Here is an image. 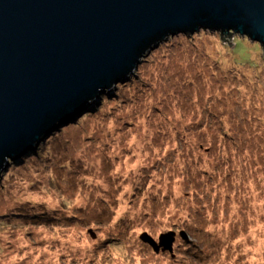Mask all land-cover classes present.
Here are the masks:
<instances>
[{"label": "rangeland", "instance_id": "rangeland-1", "mask_svg": "<svg viewBox=\"0 0 264 264\" xmlns=\"http://www.w3.org/2000/svg\"><path fill=\"white\" fill-rule=\"evenodd\" d=\"M230 43L168 39L11 162L0 264H264V54Z\"/></svg>", "mask_w": 264, "mask_h": 264}, {"label": "water", "instance_id": "water-1", "mask_svg": "<svg viewBox=\"0 0 264 264\" xmlns=\"http://www.w3.org/2000/svg\"><path fill=\"white\" fill-rule=\"evenodd\" d=\"M205 31L264 54V0H0V180L160 44ZM183 239H187L183 233ZM141 240L172 252L175 234Z\"/></svg>", "mask_w": 264, "mask_h": 264}, {"label": "built area", "instance_id": "built-area-1", "mask_svg": "<svg viewBox=\"0 0 264 264\" xmlns=\"http://www.w3.org/2000/svg\"><path fill=\"white\" fill-rule=\"evenodd\" d=\"M232 37H233V36H232ZM232 37H231V38H232Z\"/></svg>", "mask_w": 264, "mask_h": 264}, {"label": "trees", "instance_id": "trees-1", "mask_svg": "<svg viewBox=\"0 0 264 264\" xmlns=\"http://www.w3.org/2000/svg\"><path fill=\"white\" fill-rule=\"evenodd\" d=\"M230 40V39H229ZM225 41V40H224Z\"/></svg>", "mask_w": 264, "mask_h": 264}]
</instances>
